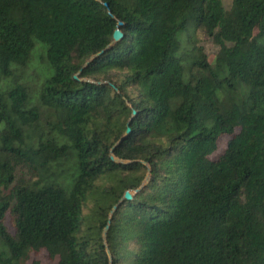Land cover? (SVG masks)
Listing matches in <instances>:
<instances>
[{
    "label": "trees",
    "instance_id": "trees-1",
    "mask_svg": "<svg viewBox=\"0 0 264 264\" xmlns=\"http://www.w3.org/2000/svg\"><path fill=\"white\" fill-rule=\"evenodd\" d=\"M41 251L264 264V0H0V264Z\"/></svg>",
    "mask_w": 264,
    "mask_h": 264
},
{
    "label": "rangeland",
    "instance_id": "rangeland-1",
    "mask_svg": "<svg viewBox=\"0 0 264 264\" xmlns=\"http://www.w3.org/2000/svg\"><path fill=\"white\" fill-rule=\"evenodd\" d=\"M222 1H223L226 8L231 7L232 0H222ZM42 46H43L42 43H37L35 50H34L35 59L33 61V65L36 66L39 70L44 69L46 67V63L42 62V57H41V55L43 53L42 48H41ZM206 48L209 52L215 51L217 49V47L212 43L211 40H207ZM44 54H45V50H44ZM228 139H229L228 136H222L220 138L219 145H220L221 150L226 147ZM17 175H18V178L24 177L27 175V171L20 167L17 170ZM32 259H39L45 264H56V261L51 260L48 256L47 252H45V251H41L37 254H33Z\"/></svg>",
    "mask_w": 264,
    "mask_h": 264
},
{
    "label": "water",
    "instance_id": "water-1",
    "mask_svg": "<svg viewBox=\"0 0 264 264\" xmlns=\"http://www.w3.org/2000/svg\"><path fill=\"white\" fill-rule=\"evenodd\" d=\"M123 25L122 22H119L118 24V29L115 33V40H120L123 36H124V33L123 31L121 30V26ZM98 56H96L95 58H97ZM132 196V193L130 191H127L126 193V197H131Z\"/></svg>",
    "mask_w": 264,
    "mask_h": 264
}]
</instances>
